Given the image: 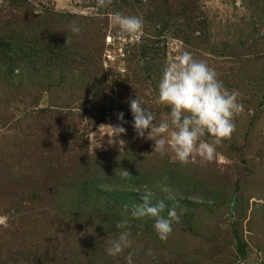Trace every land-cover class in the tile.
I'll use <instances>...</instances> for the list:
<instances>
[{
    "label": "rangeland",
    "instance_id": "obj_1",
    "mask_svg": "<svg viewBox=\"0 0 264 264\" xmlns=\"http://www.w3.org/2000/svg\"><path fill=\"white\" fill-rule=\"evenodd\" d=\"M115 12L142 17L143 34L120 35L111 22ZM10 22L45 31L84 27L75 36L80 49L75 53L94 54L92 71L105 74V90L82 87L83 81L73 87L70 70L67 85L59 89L58 73L30 62L23 79L0 74V264H127L129 250L116 258L106 252L119 234L102 232L91 212L73 221L55 191L92 157L111 167L130 154L142 158L132 171L146 167L154 174L159 170L150 162H178L171 151L153 152L154 141L138 138L131 126L129 98H140L157 122L170 111L157 103L151 85L137 90L133 84L134 73L147 62L146 48L164 63L184 51L205 61L225 88L238 93L242 110L234 117V132L217 146L216 158L192 162L228 187L223 193L228 200L196 208L195 230L174 223L166 241L130 231L134 264H264V196L252 191L264 193V106L259 105L264 92L246 67L249 60L250 69L264 62V0H112L104 9L97 0H0V29ZM187 33L195 39L187 41ZM128 86L129 95L121 97ZM120 112L128 123L118 119ZM120 125L127 131L115 135L112 127ZM249 168L256 173L248 174ZM177 187L195 202L205 194L180 181ZM237 188L246 199L248 192L256 196L244 210L229 201ZM237 232L247 243L245 254L238 249Z\"/></svg>",
    "mask_w": 264,
    "mask_h": 264
},
{
    "label": "trees",
    "instance_id": "obj_2",
    "mask_svg": "<svg viewBox=\"0 0 264 264\" xmlns=\"http://www.w3.org/2000/svg\"><path fill=\"white\" fill-rule=\"evenodd\" d=\"M77 25L79 24L77 23ZM70 28L57 27V29L51 31L47 29L45 31L44 29L29 27L21 24V22L2 23L0 29V74H3L2 76L7 79L11 78L10 80L23 79L30 73L25 67L30 62L34 65L37 64V67L41 69L49 67L53 72L58 73L59 79H57L55 86L59 89L61 86L67 85L66 75L73 73V87L82 85L84 82L86 84H83L82 87H89L93 91H96L99 87L100 90L97 91L104 93L105 74L98 77L95 70L92 71L96 66L94 54L91 53L89 57H83L80 53H75L76 51L79 52L80 49L77 45L78 39L75 37L77 34H73ZM82 29L84 27L81 28V32ZM185 38L187 41L195 39L190 33H187ZM147 49L151 50L152 48L144 50L147 62L134 73L133 84L137 90L143 88V85L147 86L149 84L154 89L153 96H158L157 86L165 63L159 57H154L157 52H154L152 56L148 55L149 50ZM249 62L252 64H249ZM249 62L246 65L247 70L252 74L253 81L259 83L261 90L264 92V62H262L261 67H257L258 71L257 68L250 69L253 61L249 60ZM143 91L145 92V90ZM121 92V97L126 98L130 93V86ZM143 97L145 98V94H143ZM259 105L264 106V101H261ZM205 138L210 140V137ZM91 159L93 162L89 160L90 165L84 166L75 177L68 181L67 185L61 183L62 186H57L55 200H57L60 207L62 205H65L64 208L68 207L69 215L75 222L80 221L82 216L91 212L89 214L94 215L91 222H98V227L102 228V232L108 234H119L121 229H118L116 224L127 219L129 222L128 228L134 236L147 234L153 239H157L158 236L153 228L154 219L147 217L133 219L130 216V211H125L124 205L127 204L130 210L133 205L143 203L140 193L145 190L154 192L155 199L162 198L161 184L167 185L177 197L175 201H166L167 207L162 215L166 216L169 208H175L177 212L181 213V221L176 224L182 225V228L188 227L190 231L195 230L197 227L196 208H209L211 202L216 203L217 201L218 203V201L226 202L228 200L223 194L228 187L220 185L215 174L211 172L202 173L206 171L199 172L201 169L194 163L185 165L180 162H173L168 158L161 160L160 166L159 163L156 165L150 162L156 167V171L159 170L158 173L154 174L148 171L145 165H141L145 169L132 171V169H137L136 166H140L138 164L142 158L136 159L130 154L123 157L122 161H117L119 166H113L112 164L109 167L110 164H102L101 159H94L93 157ZM258 170L260 168L256 167L255 171ZM124 171L129 172V175H125ZM251 173L255 174L256 172H252L249 168L248 174ZM177 181L185 184V188H194V191L200 192V194L201 191L205 190L204 195L198 196L201 201L195 202L191 194L186 193L181 196V189L177 187ZM252 191L257 196H264L259 188ZM233 193L234 196L229 199L230 203L236 201L238 207L243 210L246 204L250 205V199L256 198V196L251 198L252 194L248 192V199H246L245 192L242 194V191H239L238 188ZM155 199L153 203H155ZM253 202L257 203L256 200ZM238 233H236L238 249L242 254H245L247 243L240 238Z\"/></svg>",
    "mask_w": 264,
    "mask_h": 264
},
{
    "label": "clouds",
    "instance_id": "obj_3",
    "mask_svg": "<svg viewBox=\"0 0 264 264\" xmlns=\"http://www.w3.org/2000/svg\"><path fill=\"white\" fill-rule=\"evenodd\" d=\"M111 3L112 0H97V7L108 8ZM111 22L119 29L120 35L143 34L144 23L140 16L115 12ZM70 30L78 35L81 27L72 24ZM157 88V103L170 109L167 117L159 122L140 98H129L131 126L137 137L147 135L148 139L154 141L153 152L164 155L171 151L174 159L181 164L192 163L196 157L213 161L217 146L235 130L234 117L242 110L238 93L225 88L215 70L205 61L194 58L189 51L165 62ZM118 119L128 123L124 121L123 112L118 113ZM112 128L115 135L127 131L122 125ZM204 137H210L211 142ZM124 174L129 175V172L124 171ZM160 191L162 198L155 199L154 192L145 190L140 193L143 203L133 205L130 210L125 204L124 208L130 211L133 219L153 218V228L158 238L166 241L173 231V223H178L180 217L175 208H169L167 215H162L167 207L166 201H175L177 197L167 185L161 184ZM128 223L125 219L116 224L121 231L115 239L110 240L106 252L116 258L129 250L125 260L127 264H134L133 240ZM147 254L152 255V250L148 249Z\"/></svg>",
    "mask_w": 264,
    "mask_h": 264
}]
</instances>
